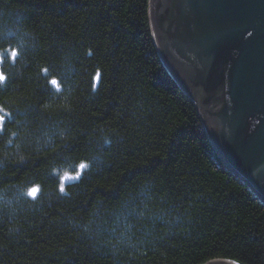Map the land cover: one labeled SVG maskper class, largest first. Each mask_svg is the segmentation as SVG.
I'll return each instance as SVG.
<instances>
[{
    "label": "trees",
    "instance_id": "1",
    "mask_svg": "<svg viewBox=\"0 0 264 264\" xmlns=\"http://www.w3.org/2000/svg\"><path fill=\"white\" fill-rule=\"evenodd\" d=\"M0 61V264H264L149 0H0Z\"/></svg>",
    "mask_w": 264,
    "mask_h": 264
},
{
    "label": "water",
    "instance_id": "2",
    "mask_svg": "<svg viewBox=\"0 0 264 264\" xmlns=\"http://www.w3.org/2000/svg\"><path fill=\"white\" fill-rule=\"evenodd\" d=\"M149 19L217 155L264 204V0H149Z\"/></svg>",
    "mask_w": 264,
    "mask_h": 264
},
{
    "label": "snow or ice",
    "instance_id": "3",
    "mask_svg": "<svg viewBox=\"0 0 264 264\" xmlns=\"http://www.w3.org/2000/svg\"><path fill=\"white\" fill-rule=\"evenodd\" d=\"M12 55L15 56L16 53L13 52ZM3 79H4V77H3L2 75H0V80H3ZM52 83L55 84L56 81H52ZM2 119H3V117H0V120H2ZM85 167H86V165H84V164H81V165H80V168H81V169H83V168H85ZM76 178H77V177H74V176H68L67 174H65V179H76Z\"/></svg>",
    "mask_w": 264,
    "mask_h": 264
},
{
    "label": "rangeland",
    "instance_id": "4",
    "mask_svg": "<svg viewBox=\"0 0 264 264\" xmlns=\"http://www.w3.org/2000/svg\"><path fill=\"white\" fill-rule=\"evenodd\" d=\"M0 64H1V61H0Z\"/></svg>",
    "mask_w": 264,
    "mask_h": 264
}]
</instances>
